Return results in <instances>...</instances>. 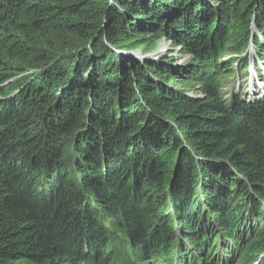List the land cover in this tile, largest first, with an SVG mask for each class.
Instances as JSON below:
<instances>
[{"label": "trees", "instance_id": "16d2710c", "mask_svg": "<svg viewBox=\"0 0 264 264\" xmlns=\"http://www.w3.org/2000/svg\"><path fill=\"white\" fill-rule=\"evenodd\" d=\"M253 23L264 0H0V264H264V100L217 92L229 50L264 63ZM145 35L192 63L116 54Z\"/></svg>", "mask_w": 264, "mask_h": 264}, {"label": "rangeland", "instance_id": "374dc122", "mask_svg": "<svg viewBox=\"0 0 264 264\" xmlns=\"http://www.w3.org/2000/svg\"><path fill=\"white\" fill-rule=\"evenodd\" d=\"M214 5H217V4H214ZM254 26L255 25L253 23L250 28L252 33L253 32L256 33ZM255 37L258 38L260 42L264 45V38H261L260 35H258L257 33L255 34ZM132 42L134 43V46H131L132 47L131 50L120 49L118 51H115L116 54L122 55L123 57H131L132 59H135L142 64L160 62V61L165 60L167 62H170V64H172L174 68L179 69V71L181 72H183L182 69H184V67L188 66L189 63H192V58L188 54L181 53L182 51L179 48L173 49L171 42H169L165 37H161V35H157V36L156 35L155 36L145 35V36L135 39ZM228 53L230 54H227L226 56L222 57L220 61L230 64L231 60L235 59V61H233L230 66V69L235 70V73L231 74L230 76H226L225 78L220 79L221 83L217 90L218 98L221 101L229 99V97L232 94L230 91L231 87H233L234 85L235 89L233 92L236 94L242 95L245 101L251 102L257 99L264 100V75H263L264 63H262L258 59L256 48L253 46V44H251V47L241 57L239 54L238 55L234 53L232 54L230 50ZM242 72L243 74H241ZM239 74L241 75L239 76ZM22 76L23 75H20V74L12 76L8 80V82L3 84V86L7 85L11 81L20 79ZM180 77L185 78L179 75V78ZM184 80H187V79L185 78ZM163 86L169 87L170 89H174V90L183 89L182 90L183 93L186 94L187 97H190V98H197V99L201 98V94L199 93L197 89L198 87L192 86L188 88H182L181 84L178 82V79L168 80L167 82H163ZM261 86H263V88H260ZM226 90L227 91L229 90V91L227 92ZM105 157H106V163L108 164L110 161V158L107 157L106 154H105ZM72 167H69V169L67 170V173L73 174L74 167L73 168ZM132 170L135 174H138V176L141 178V174L143 173L144 168L142 169V166L138 165ZM209 179H211V176L207 174L200 177L199 183H202V185L200 186L199 184V188L201 190L203 188V190L201 191L203 193L202 195H204L208 191L213 190V188L217 186V185L208 184L210 183ZM212 203H216V201ZM212 203H204L202 206H209ZM206 208L207 209L204 211V215L208 214L207 217L204 218L202 216L198 220V225H199V229L201 230V232L205 230V227L207 225V219L209 217H214L213 214H210L208 207ZM94 210H95V217L98 218V221L100 223L107 225V219L103 217L102 213L96 209ZM252 221L253 223L251 225L248 223V221L245 222L244 224L247 226V234L249 235L250 238H254L257 236V234L254 233V230H253L254 224L260 226L259 222H256L254 220ZM175 236L179 238L180 234L177 233L175 234ZM169 238L171 239V237H168L167 240ZM184 246L188 247L187 243H184Z\"/></svg>", "mask_w": 264, "mask_h": 264}, {"label": "bare ground", "instance_id": "6f19581e", "mask_svg": "<svg viewBox=\"0 0 264 264\" xmlns=\"http://www.w3.org/2000/svg\"><path fill=\"white\" fill-rule=\"evenodd\" d=\"M175 54H176V53H175ZM173 55H174V54H173ZM177 56H178V55H177ZM240 57H241V56H240ZM258 58H260V57H258ZM177 60H178V59H177ZM188 63H189V62H188ZM188 63H187V64H188ZM241 74H243V73H241ZM241 74H239V76H240ZM255 75H256V74H255ZM255 75H254V76H255ZM257 75H258V74H257ZM263 75H264V72H263ZM238 81H239V79H238ZM226 83H227V82H226ZM240 85H241V83H240ZM223 86H225V85H223ZM221 87H222V86H221ZM228 88H229V87H228ZM260 88H263V86H261ZM220 89H221V88H220ZM222 89H223V88H222ZM234 89H235V88H234V85H233V87H231V90H230L231 93L234 91ZM238 89H239V88H238ZM226 91H227V90H226ZM228 91H229V90H228ZM228 91H227V92H228ZM220 92H221V90H220ZM224 94H225V93H224ZM238 96H239V95H238Z\"/></svg>", "mask_w": 264, "mask_h": 264}, {"label": "clouds", "instance_id": "9594fccd", "mask_svg": "<svg viewBox=\"0 0 264 264\" xmlns=\"http://www.w3.org/2000/svg\"><path fill=\"white\" fill-rule=\"evenodd\" d=\"M221 241V240H220ZM220 241L218 242V245H220Z\"/></svg>", "mask_w": 264, "mask_h": 264}, {"label": "water", "instance_id": "95a60500", "mask_svg": "<svg viewBox=\"0 0 264 264\" xmlns=\"http://www.w3.org/2000/svg\"><path fill=\"white\" fill-rule=\"evenodd\" d=\"M112 3V2H111Z\"/></svg>", "mask_w": 264, "mask_h": 264}]
</instances>
